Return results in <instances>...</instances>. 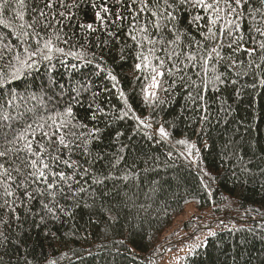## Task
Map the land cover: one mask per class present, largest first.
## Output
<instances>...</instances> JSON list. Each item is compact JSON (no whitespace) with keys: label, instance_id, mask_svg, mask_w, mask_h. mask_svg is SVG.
Returning a JSON list of instances; mask_svg holds the SVG:
<instances>
[{"label":"trees","instance_id":"trees-1","mask_svg":"<svg viewBox=\"0 0 264 264\" xmlns=\"http://www.w3.org/2000/svg\"><path fill=\"white\" fill-rule=\"evenodd\" d=\"M88 5L89 0H84L78 22L92 19ZM190 18L181 16L184 29L196 35V29L188 26ZM248 23L246 17L245 27ZM73 31L77 33L70 41L73 52L84 45L89 59L92 52L99 55L93 43L95 35L103 40V33ZM11 32L0 25V38L19 46ZM112 55L115 51L110 55L105 50L104 59L119 80L116 88L104 73L95 74L96 60L86 65L74 56L57 53L51 65L42 62L16 78L10 75L13 69L6 60H0V151L12 148L9 141L14 132L63 113L68 104L77 126L83 122L88 129H100L98 138H89L87 154L76 151L73 157L88 169L87 175L77 176L87 192L78 193L75 200H61L66 212L46 224L37 215L41 212L37 200L27 208H18L20 220H11V228L0 225V264H25V260L28 264H152L178 234L193 230L196 237L191 242L196 243L203 232L227 221L234 222V228L209 233L183 264H264V89L252 103L248 91L237 96L228 85L220 96L225 106L231 105V112L220 114L228 123L218 124L214 118L210 124L200 125L179 87L171 95L160 92L165 103L158 107L143 103L140 89L146 81L135 78L139 73L132 58L114 64ZM223 55H231L230 50L225 49ZM235 58L247 59L243 53ZM248 83L249 78H241L243 88ZM121 90L133 109L124 119L117 118L125 110ZM91 92L98 95L93 98ZM217 95L210 92L206 97L214 117L221 107ZM96 105L108 115L98 112L96 120L90 119ZM254 113L258 119H253ZM137 116L151 117L153 128L138 126ZM160 123L168 138L155 132ZM181 139L200 148L199 166L182 155L187 148L177 143ZM226 141L231 142L228 148ZM233 149L240 159L231 154ZM7 159L14 160V152H9ZM4 162L0 158V163ZM202 170L209 175L203 176ZM190 207L195 210L193 217L178 224ZM28 208L31 216L26 215ZM206 213L212 219L208 223L201 220Z\"/></svg>","mask_w":264,"mask_h":264},{"label":"snow or ice","instance_id":"snow-or-ice-1","mask_svg":"<svg viewBox=\"0 0 264 264\" xmlns=\"http://www.w3.org/2000/svg\"><path fill=\"white\" fill-rule=\"evenodd\" d=\"M83 2L0 0V25L11 28V34L19 42L17 46L0 38V60H6L13 69L10 74L13 78L42 62L51 65L54 55L59 53L74 56L86 65L98 61L95 74L104 73L116 88L118 77L104 59L106 49L110 55L115 51L111 57L114 64L131 57L133 67L139 73L135 78L146 81L140 89L143 103L158 107L165 103L158 95L160 92L171 95L179 87L184 89L200 125H208L214 118L218 124L228 123L220 115L226 116L232 111L231 105L225 106L226 101L220 100L228 85L233 86L237 96L242 90L248 91L253 96L252 103L259 90L264 89V0H89L92 19L80 23L77 13ZM182 15L191 17L188 26L196 29V35L184 29ZM246 17L251 23L245 27ZM73 29L89 35L103 33L104 39L95 35L93 43L99 49V55L92 52V59H89L84 45L80 46L81 51L73 52L70 41L77 34ZM84 39L88 42L87 36ZM61 43L65 47H60ZM225 49L230 50L231 55H223ZM238 53H243L247 59L235 58ZM242 77L250 79L246 88L241 84ZM81 88L88 91L84 86ZM210 92L219 94L216 102L221 107L215 117L206 99ZM119 94L125 110L117 118L124 119L133 109L125 92L121 90ZM90 95L95 98L98 93L91 92ZM78 96L79 93L77 102ZM88 107L92 109L93 104ZM98 112L108 115L96 105L90 119L96 120ZM258 118L254 113L253 119ZM76 120L72 106L68 104L63 113L28 123L13 133L14 138L9 141L12 148L0 151V158L5 161L0 163V225L11 228L10 221L21 218L17 209L27 208L34 200L40 203L41 212L37 215L46 224L48 219L66 212L61 200H75L78 193L87 192L77 176L87 175L88 169L73 157L76 151L87 154L85 146L89 138H98L100 129H88L83 122L77 126ZM136 120L144 129L153 128L151 117L137 116ZM155 132L162 138L169 137L163 123L157 125ZM203 134L202 128L201 139ZM177 143L186 146V153H182L185 159L199 166L201 150L197 144L187 139ZM229 143L225 142V148ZM9 152H14L12 161L7 159ZM231 154L240 159L236 149ZM202 171L203 176L209 175ZM204 187L208 185L204 184ZM32 214V209L28 208L26 215ZM25 264H28L27 260Z\"/></svg>","mask_w":264,"mask_h":264},{"label":"rangeland","instance_id":"rangeland-1","mask_svg":"<svg viewBox=\"0 0 264 264\" xmlns=\"http://www.w3.org/2000/svg\"><path fill=\"white\" fill-rule=\"evenodd\" d=\"M194 214L195 210L192 207L188 208L187 212L181 217L178 224L186 221L188 218L193 217ZM201 220L204 223H208V221L212 219L209 218V213H206L202 216ZM234 226V222L230 223L228 221L224 222V224L222 225H216L214 229H210L209 231L203 232L196 243L191 242L194 241L196 237V234H193V230H190L189 233L184 231L183 234H178L176 238L173 237L174 240L172 241V243L167 246L166 250H164L162 253H159L153 259L152 264H183L187 255L192 252L196 247H198L209 233H211L212 231L217 232L224 228L231 229L234 228Z\"/></svg>","mask_w":264,"mask_h":264}]
</instances>
